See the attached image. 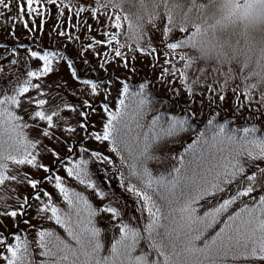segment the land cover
Instances as JSON below:
<instances>
[{"label": "snow or ice", "instance_id": "1", "mask_svg": "<svg viewBox=\"0 0 264 264\" xmlns=\"http://www.w3.org/2000/svg\"><path fill=\"white\" fill-rule=\"evenodd\" d=\"M13 2L0 0V16ZM15 2V23L0 38V223L11 217L28 228L0 229L4 264H264V114L236 123L245 104L264 106V90L231 61L201 64L203 53H190L207 28L175 24L171 0H152L156 15L147 23L141 9L149 0ZM224 6L227 19L264 18V0ZM50 16L46 44L35 33ZM17 23L31 33L28 43L16 36ZM152 29L161 32L159 46ZM136 51L153 55L161 84L176 92L181 82L189 103L179 112L149 80L120 72L130 62L135 71ZM101 69L108 78L92 75ZM236 80L230 120L214 105ZM205 88L207 106L192 103ZM187 131L195 138L182 140ZM98 172L119 178L131 206L107 200Z\"/></svg>", "mask_w": 264, "mask_h": 264}, {"label": "rangeland", "instance_id": "2", "mask_svg": "<svg viewBox=\"0 0 264 264\" xmlns=\"http://www.w3.org/2000/svg\"><path fill=\"white\" fill-rule=\"evenodd\" d=\"M167 6L171 10L175 24H201L207 28V31L202 33L201 38L197 41V47L189 49L190 53L196 56H199L201 53H203L204 59L200 61L201 64L207 63L209 65H215L219 67L220 61H224L226 65L228 61H231V67L233 69H238L240 75L243 77H248L250 75L251 81H255L256 84L259 85V88L264 90V18H260L258 14L253 13V15L247 19H238L235 17L227 19L225 17L224 0H171ZM55 9L56 6L53 5L52 15H54ZM132 10L135 11V9ZM16 11V2L14 0L11 11L4 12V15L0 16V38L7 36L8 32L11 30L8 26L15 23L14 16ZM141 11L144 13L145 23L148 22L150 13L152 14V18H154L156 15V10L152 4V0H149L147 6L142 8ZM103 19L104 18L101 17L102 22ZM89 23L93 25V34L102 38V34L99 32L100 24L92 19L89 20ZM53 25L54 19L50 16L49 20L47 21V27L45 28V31L43 33L36 31V36H43L44 42L46 44L51 43V41L48 39V29L52 28ZM81 34L83 35V30ZM30 35L31 33L24 28L23 24L17 23V37H19L21 40H24L25 43H28L26 38ZM172 35L178 38L180 37L181 33L179 31H175ZM150 38L157 46H159L160 39L162 38L161 32L157 29H152ZM57 39L63 40L64 37L57 36ZM66 46L70 51L73 50V45L71 43H68ZM76 47H79V45L77 44ZM0 51H2V49H0ZM135 55L137 57L134 62L135 71L133 72V64L130 62L128 68H124L123 66L120 67L121 73H127L130 80L135 77L136 83L140 82V78L149 80L151 82V86L156 90L157 94H166L169 99L174 101L175 105L179 109L180 107L189 103V94L186 90H184L180 81L174 82V87L178 89V91L174 92L172 91V85L161 84L157 80L162 68L159 65L153 66V55L142 54L139 51H136ZM157 55L159 56V59L162 63L164 59L163 49H161ZM85 58H91L92 64L96 67H99L97 58L93 55L91 50H88L85 53ZM129 59L131 61V53L129 54ZM113 66L114 65L111 64L109 65V67ZM209 71L211 70L209 69ZM63 75L65 77L68 76L66 68L63 70ZM92 75L108 78L110 74L101 69L98 72H93ZM50 79H55V77H51ZM57 82L59 83V81ZM69 83L75 82L69 80ZM240 84V80H236L235 84L229 82L228 88L226 90L225 101L221 102L218 97L216 98V104L214 107L221 113L223 117L225 115L232 117L233 113L236 111L234 104V96L236 93L234 92V88ZM217 87H219V85H217ZM196 95L200 98L192 99L191 102L196 104L204 103L207 106V89H204L203 95H201L199 92H197ZM241 102L244 103L243 98H241ZM165 107L167 108L169 106L165 105ZM257 108H259V112L256 111ZM179 109H176L177 112L180 111ZM243 112H245V115L244 117L237 119V126H241L243 121L249 117L255 116L260 118V116L264 114V106L257 105L255 102L252 103L251 107H248L247 104H245V107L238 113V116ZM94 118L99 119L98 117ZM190 139L192 138L182 135V140L187 141ZM92 146L96 147L97 145L93 144ZM47 162L51 163L50 157L48 158ZM92 167L95 169L98 167V165L93 164ZM61 174L66 175V173L63 172ZM109 175L111 176V180H106L104 179L103 172L97 173L100 181L103 182L105 191L108 193L107 200L113 201L117 204H122L127 201L129 206H131L130 194L120 185L119 178L115 175H112L111 172H109ZM77 183L78 182H75L74 179L70 178V186L77 187ZM79 190L83 191L84 187L79 186ZM21 191H30V188H22ZM88 192H91V190H88ZM57 199H60L58 193ZM94 202L99 204L101 202V198L98 196L95 197ZM238 206L239 204L234 206V209ZM33 223H35V221H33ZM26 228H28V225L25 223H19L18 226L14 224L11 217L8 218L7 225L0 223V229L5 231L16 232L18 229ZM28 234L30 239H35L34 231L29 229ZM35 252L37 259H39V249H35ZM0 264H4V259L2 257H0Z\"/></svg>", "mask_w": 264, "mask_h": 264}, {"label": "trees", "instance_id": "3", "mask_svg": "<svg viewBox=\"0 0 264 264\" xmlns=\"http://www.w3.org/2000/svg\"><path fill=\"white\" fill-rule=\"evenodd\" d=\"M176 109H179L178 107H176ZM180 110V109H179ZM241 118V117H240ZM240 118H238V119H240ZM198 130V129H197ZM183 135H185V136H187V137H191L192 139H194L195 137H194V135H193V133L191 132V131H187V132H185ZM235 209L233 208V211H234ZM62 232V234H63V231H61Z\"/></svg>", "mask_w": 264, "mask_h": 264}]
</instances>
